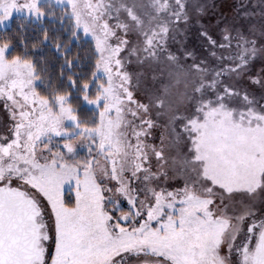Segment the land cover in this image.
<instances>
[{
    "label": "rangeland",
    "instance_id": "374dc122",
    "mask_svg": "<svg viewBox=\"0 0 264 264\" xmlns=\"http://www.w3.org/2000/svg\"><path fill=\"white\" fill-rule=\"evenodd\" d=\"M15 16L68 17L98 54L84 121L0 45V184L41 209L43 264L248 263L264 220V0H0V30Z\"/></svg>",
    "mask_w": 264,
    "mask_h": 264
},
{
    "label": "trees",
    "instance_id": "16d2710c",
    "mask_svg": "<svg viewBox=\"0 0 264 264\" xmlns=\"http://www.w3.org/2000/svg\"><path fill=\"white\" fill-rule=\"evenodd\" d=\"M0 45L7 47L6 59L31 63L39 96L69 95L68 103L77 116L84 121L92 118L93 110L83 102L85 94L89 99L96 96L92 82L98 54L91 40L73 34L68 17L33 21L15 16L9 26L0 30ZM68 193L64 204L72 207L74 199Z\"/></svg>",
    "mask_w": 264,
    "mask_h": 264
},
{
    "label": "water",
    "instance_id": "95a60500",
    "mask_svg": "<svg viewBox=\"0 0 264 264\" xmlns=\"http://www.w3.org/2000/svg\"><path fill=\"white\" fill-rule=\"evenodd\" d=\"M41 214L39 206L23 189L0 186V264H43L44 250L39 242L47 234L41 233ZM248 260L249 264H264V220L258 227Z\"/></svg>",
    "mask_w": 264,
    "mask_h": 264
},
{
    "label": "flooded vegetation",
    "instance_id": "af4514ba",
    "mask_svg": "<svg viewBox=\"0 0 264 264\" xmlns=\"http://www.w3.org/2000/svg\"><path fill=\"white\" fill-rule=\"evenodd\" d=\"M9 183L10 182H4V183L0 184V186H5V187L12 186ZM39 220H40V222L43 223V226L41 228V233L47 234L46 223L44 222L43 217L40 216ZM261 222L262 221H258L257 222L258 224H254V227L249 228L248 235L243 242V246L241 247L242 259H244L246 262H248L246 264H249L248 255L252 250L255 235H256V232H257L258 227L260 226ZM46 242H48V237L46 239H42V238L40 239L39 245L43 247V250L45 248Z\"/></svg>",
    "mask_w": 264,
    "mask_h": 264
}]
</instances>
